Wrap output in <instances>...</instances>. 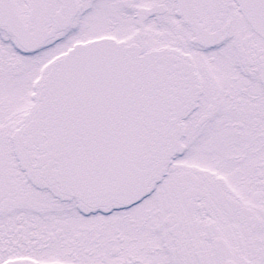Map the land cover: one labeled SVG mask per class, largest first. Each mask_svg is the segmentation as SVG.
I'll use <instances>...</instances> for the list:
<instances>
[{"label":"snow or ice","instance_id":"1","mask_svg":"<svg viewBox=\"0 0 264 264\" xmlns=\"http://www.w3.org/2000/svg\"><path fill=\"white\" fill-rule=\"evenodd\" d=\"M0 264H264V0H0Z\"/></svg>","mask_w":264,"mask_h":264}]
</instances>
